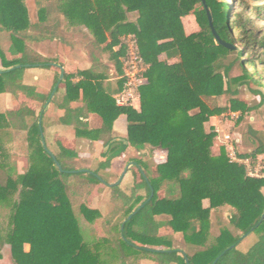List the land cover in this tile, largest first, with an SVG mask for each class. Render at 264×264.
<instances>
[{
  "label": "trees",
  "instance_id": "obj_1",
  "mask_svg": "<svg viewBox=\"0 0 264 264\" xmlns=\"http://www.w3.org/2000/svg\"><path fill=\"white\" fill-rule=\"evenodd\" d=\"M254 1L248 15L236 11L248 8L245 0H0V31L10 33L9 54L17 57L7 60L0 49V95L26 100L16 110L0 113V248L10 247L12 264H264V179L248 177L243 166L229 162L222 147L215 155L216 133L205 129L213 117L225 115L227 120L228 113L239 112L241 119L264 103V31L255 25L264 14V0ZM27 2L33 4L35 23ZM89 5L92 13L81 12ZM208 14L215 34L230 48L216 41ZM189 15L198 30L186 34L182 19ZM66 26H82L91 34L94 41L84 48L90 68L64 71L56 87L57 74L47 95L37 93L23 84V72L49 69L57 62L35 53L31 41L50 36L66 43L56 30ZM128 37L136 40L146 66L138 109L118 107L113 99L124 84ZM95 43H104V49ZM102 54L109 56L118 78L115 87L106 84L111 68ZM235 67L241 74L232 77ZM61 86L64 93L54 100L63 111L60 122L71 126L77 139L108 147L92 172L65 168L78 158L75 150L60 142L56 152L42 145L43 109ZM244 86L259 97L257 107L237 99ZM221 98L228 105L221 106ZM27 101L38 103L39 112ZM91 115L100 119L98 129L89 128ZM121 115L126 117L127 144L112 143L113 124ZM16 135L19 146L26 147L28 165L22 173L19 155L8 151ZM247 138L252 151L241 156L258 160L256 155L264 152L259 130L249 126ZM129 147L147 152L131 159L138 178L130 191L107 187L101 210L90 208L87 200L101 195V184H107L97 171L108 169ZM160 149L166 159L158 163L154 155ZM73 175L86 180L70 183ZM224 207L230 208L229 226L211 238V211ZM165 228L197 250L183 254L174 249L171 237L160 233ZM248 233L256 241L241 252L239 241Z\"/></svg>",
  "mask_w": 264,
  "mask_h": 264
},
{
  "label": "rangeland",
  "instance_id": "obj_2",
  "mask_svg": "<svg viewBox=\"0 0 264 264\" xmlns=\"http://www.w3.org/2000/svg\"><path fill=\"white\" fill-rule=\"evenodd\" d=\"M221 1V0H219ZM224 1H228V0H224ZM246 1V5H248V8H246L245 6H242L241 8H239L236 11H243L245 14L251 15L249 14V10L254 7L255 5H257L255 3L254 0H245ZM29 6L30 11L33 8V4L32 2H28L27 3ZM263 3H260L259 5H262ZM230 5L233 7V9H236L238 4H232L230 3ZM245 9V10H244ZM32 12V11H31ZM31 14V13H30ZM182 23L184 26V30L186 32V34H190L193 32H196L198 30V26L196 24L195 18L192 15H189L187 17H184L182 19ZM255 25L259 28V29H263L264 31V14L262 16V19L260 21H257V19L255 20ZM48 71L44 70V68H32L30 70H26L24 72V76H23V80L25 84H29V85H34L37 90H39L40 92H45L42 87H43V82H48V79L46 77ZM241 74V70L238 67H235L234 70H232L231 72V76L232 77H236L239 76ZM37 77L36 81H34V77ZM239 95L237 97L238 100L243 101L246 105H248V107L253 108V107H257V105H259V97H254L247 89V87H242L239 88ZM52 95V93H51ZM50 95V97H51ZM17 100H15L10 106L11 108L8 110H14L18 108L17 105ZM32 105H30L33 109H35V111L38 113L39 110L41 109V106L39 104L36 103H31ZM219 104L221 106H224L225 104H227L226 98H221L219 99ZM49 104L47 103L46 106L43 109V114H44V118H43V127L45 129V137H46V141H45V145L46 147L51 151L54 150V133L50 130L47 129V124H49L52 128L58 126L59 127V122H58V118H57V112H55L54 109L50 110V107H48ZM48 108V109H47ZM5 107H2V110H4ZM47 113V114H46ZM46 114V115H45ZM48 114H50V118L46 119ZM228 124L225 126L224 130L219 129V132L221 134H219V137L217 136L218 139H215V143H216V147L221 148V144H222V137L224 134H229L231 136L232 139H238V145H237V149L238 152L240 154H245L246 152H251L252 151V147L249 146L250 141H248V138L246 139V133H247V129L249 126H252L255 129L259 130V136L260 138L264 141V103L259 107L256 108V111H253L251 114H246V115H242L241 119H238L239 117V112H235V114H231L228 113ZM231 115H233V118L231 117ZM123 122L122 118H119L118 122ZM240 127L241 132L240 131ZM213 128V127H211ZM207 131H209L208 128H205ZM214 129V128H213ZM70 131V130H69ZM68 131V132H69ZM44 137V136H43ZM15 140L14 141V148H11L8 146V151H12L14 150L15 153H17L19 156V160L17 162V169L19 173H22L24 171V169L27 167V161L26 158H24V155H26V147L24 146V148H21L19 146V142L21 141V138L16 135L15 136ZM214 143V145H215ZM89 145V144H87ZM86 144L83 147H78L79 149V158L75 159V160H70L68 162H66L65 164V168L67 169H71V171L69 172H78V171H83V172H92L94 170L97 169V166L99 165L100 160L102 161V158L100 157L102 147L101 146H95V145H89L87 146ZM77 148V147H76ZM217 149V148H216ZM78 151V150H77ZM217 150H214V154H216ZM147 152H142L141 154H146ZM164 155H166L165 151L163 150H157V152L155 153V160L156 161H161L164 160ZM122 160L117 162H114V170H111L110 172H106V171H97L98 175L103 179V181L107 182V184L111 185L116 183L119 178L121 177V175H123V173L125 172L129 162L131 161V158H137L136 152L134 150H131V148H128L124 154V156H121ZM260 163L262 165H264V156L263 159L260 160ZM136 178H138L137 176V172L134 169V166H130L127 169V173L123 178V181L121 182V189L125 192H128L131 188V185L133 183V180H136ZM101 179V180H102ZM86 179L82 176H77V175H73L69 178V182L70 183H79V182H83ZM104 192L102 193L101 197H98V199H94L96 197V193L93 194V196H91L88 200H87V205L89 207H103L104 203L106 202V199L108 197V192L106 191L107 186L105 184H101L100 186ZM161 194H159L160 196ZM103 205V206H102ZM205 207H207V204H204ZM230 215V211H219L217 213H214V219H215V224L213 225V229H212V237L217 236L219 234L220 231V227H223V225L225 226H229L228 225V217ZM171 230L170 229H165L162 231V234H170ZM210 238V240H211ZM173 240L175 241V247L178 249H181L183 251L187 250V247H185V249L183 248L182 245L183 242L180 239V237H176L173 236ZM212 241V240H211ZM256 241V236L255 234H250L248 235L244 241L239 245V250L241 252H246L251 245ZM0 250L2 251L1 254H4V260L5 262L2 264H12L10 261V248L8 245H4L3 247L0 248ZM192 254V253H190ZM6 257V258H5Z\"/></svg>",
  "mask_w": 264,
  "mask_h": 264
},
{
  "label": "crops",
  "instance_id": "obj_3",
  "mask_svg": "<svg viewBox=\"0 0 264 264\" xmlns=\"http://www.w3.org/2000/svg\"><path fill=\"white\" fill-rule=\"evenodd\" d=\"M28 11H29L30 22L31 23H35L37 21V17H36V13H35L34 8H32V10H31L32 12H31L30 9H29V6H28ZM81 12H83V13H92L93 12V7H91L90 5H89V7L88 6L87 7H81ZM56 30H57L58 34L64 35V37L67 39L66 43L65 42L63 43V42H61L59 40H56L55 38L50 37V36H48L47 38L45 37L43 39L39 38L37 36V38H34L31 41V45H30L31 49L35 53L40 55L41 57H43L45 59H48V60H53V61L57 62V63H52L51 64L52 68L44 69V70L48 71V73H47L48 75H46V77L48 79V82L44 81L43 82L44 84H43V87H42V89L45 92H40L39 90H37V88L34 85L25 84L24 80L22 78L24 85L34 87L37 93H40V94H43V95H47L50 92V90L52 89L53 83H54V81H55V79L57 77V74H59V77H60L61 70L58 67H61L62 71L63 72L65 71L66 73H75L77 71H84V70H88L90 68V62H89L88 57H87V55H86V53L84 51L85 44L88 43L89 41H94L93 38L91 37V34L89 33V31L87 29H85L84 27H82V26H75V27L66 26L65 29H56ZM10 46H11L10 33L6 32V31H0V49L4 53V55H5L7 60H12L13 58H17V57H13V56H11L9 54ZM96 47L98 48V50L102 51L104 49V47H105V44L104 43H98V44H96ZM102 57H103L104 62L107 63L108 66H110V68H111V78L108 80V82L106 81V84L109 83L112 87H115V83H116L118 78L116 79L115 76H114L115 72H114L113 66L109 62V56L107 54H102ZM26 70H30V69H26ZM24 72H23V76H24ZM33 79H34V81H36L37 77L35 76ZM63 93H64V88H63V86H61L60 90L58 91V93L57 94L55 93L53 95L52 99L50 100V102L48 103L49 104L48 107H50V110L54 109L55 112H57V118H58V122H59V127L56 126V127L52 128L49 124L46 125L47 129H50L55 134L54 135L55 138H54V141H53V144H54L55 148H54L53 151L52 150L51 151L52 152H56L57 151L56 150V144H57V142H60L65 147L75 150V152L78 154V158H79V154H80L79 153V149L80 148H78V147H83L85 144L86 145L89 144V145L101 146L102 150H103V151H101V153H106L107 150H108V147L103 148L102 142H92V141L85 140V139H77L75 137V133H74V130L72 129V127L64 125V124H62L60 122L59 119H60V117H62L63 111L60 110L55 105V101L54 100H57L60 97H62ZM23 100L26 101L25 98L21 96L17 100V102H18L17 105L19 106L20 103ZM14 101L15 100L9 94L0 95V110L2 109V107H5V109L0 111V113L11 111V110H8V109L11 108L10 106H12L11 104ZM53 101H54V103H53ZM27 102L29 103V105H32L31 103H35V102H32V101H27ZM36 104H38V103H36ZM75 105L78 106V104H75ZM138 106H139L138 101H134L132 103V107L133 108L138 109ZM14 110H16V109H14ZM224 116L225 115H222L220 117L211 118L209 120V122L205 125V128L209 129V128L213 127L215 129L224 130L225 126L229 123L227 120L224 119ZM48 118H50V114H48L46 119H48ZM119 118H122L124 123L122 121L118 122ZM119 118L113 124L112 136H113L114 139H113L112 143H114V141H116V140L124 141V139L126 137V125H127L126 117L124 115H121ZM87 122H88V126H89L90 129H98L101 126L100 119L97 116H95V115L89 116V118L87 119ZM43 136H44L45 141H46L45 129H44ZM89 145H87V146H89ZM129 148H131V150H134L132 147H129ZM214 150H217L215 155H217L219 153V151H220V148L216 147V143H215V145H214V147L212 149L213 153H214ZM144 152H146V151H144ZM141 153H137L136 152L137 157L143 155ZM124 154L122 156H124ZM263 156H264V152L263 151H262V153H258L256 155L258 160L263 159ZM100 157H101V154H100ZM165 159H166V155H164V160H161V161H156L155 160V161L158 162V163H161V162H164ZM117 160L118 161L122 160V157L113 159L112 162H111L110 167L108 169H106L105 171L106 172H110L111 170H114L113 169L114 162L115 161L117 162ZM101 162L102 161L100 160L99 164ZM129 164H131V166H134V163L132 161H130ZM124 173H125L124 174V176H125L126 173H127V170H125ZM124 176H123V178H124ZM123 178H122V180L120 181V183L118 185L119 187H121V182L123 181ZM133 183H134V180H133ZM133 183H132V185H133ZM105 185L107 187H109L108 186L109 184H105ZM111 185H113V184H111ZM132 185H131V187H132ZM115 187H117V186H115ZM128 192H126V193H128ZM262 193L264 195V188L262 189ZM101 195L98 196V194H97L94 199L97 200L98 197H101ZM204 204H207V206H208L207 201H204L203 205ZM204 207H205V205H204ZM90 208H92V207H90ZM93 208L101 210L102 207L101 208L93 207ZM219 211H221V212L222 211H230V208L229 207H224V208L219 209L218 211H215V210L211 211V216H212V219H213L212 227H211V237H212L213 225L215 224L214 223L215 219H214L213 215H214V213H217ZM223 226H225V225H223ZM165 229H167V228H165ZM165 229H163V230H165ZM163 230L160 231L161 234H162ZM162 235H169L171 237V240H172V243H173L172 244L173 248L179 250L183 254H186V253L187 254H190V253L193 254L197 250L196 248H193V247H190V246L186 245L184 243V241H183V238H182L181 234H174L171 231L170 234H162ZM173 236L180 237V239L182 240V242L184 244V245H182L183 248L185 249V247H187L186 251H183L181 249H178V247L177 248L175 247V241L173 240ZM243 241H244V239L240 242V244ZM28 249H29V246H25L24 247L25 251H28ZM1 255H2V260H0V264L4 263L5 260H6V259L4 260V254H1ZM9 259L11 260V255H10ZM10 262L12 263V261H10ZM140 264H153V263L150 262V261H142Z\"/></svg>",
  "mask_w": 264,
  "mask_h": 264
},
{
  "label": "built area",
  "instance_id": "obj_4",
  "mask_svg": "<svg viewBox=\"0 0 264 264\" xmlns=\"http://www.w3.org/2000/svg\"><path fill=\"white\" fill-rule=\"evenodd\" d=\"M125 47L126 54L122 67L124 84L122 91L113 97L118 107L132 106L134 101H138V88L145 83L143 74L146 71V66L138 53L136 40L133 37H128L125 40ZM233 115L231 116L233 117ZM214 132L216 133V139H218L219 129L214 128ZM221 139V147L225 150L230 163L243 166L246 175L250 178L264 179V165L260 163V160L242 157L237 149L238 139H232L229 134H224Z\"/></svg>",
  "mask_w": 264,
  "mask_h": 264
},
{
  "label": "water",
  "instance_id": "obj_5",
  "mask_svg": "<svg viewBox=\"0 0 264 264\" xmlns=\"http://www.w3.org/2000/svg\"><path fill=\"white\" fill-rule=\"evenodd\" d=\"M208 21H209V26H210V28H211V31H212L213 35L215 36V38H216V41H217L218 43H220L221 45H223V46H225V47H227V48H230L227 44H224L223 42H221L220 39H219V37L215 34V31H214V29H213V27H212L211 18H210V16H209V14H208ZM16 68H20V66H17ZM58 68L61 70V73H60V77H59V80H58V83H57L56 87L60 84V82L62 81V79H63V77H64V73H63V71H62V68H61V67H58ZM56 87L54 88V90H53V92H52V95H51V97H50L48 103L50 102V100L52 99L53 95L55 94ZM38 125H39L40 130H41V118H39ZM41 139H42V145H43L44 149L47 150L46 145H45V141H44V137H43V133H42V132H41ZM114 142H124V144H127L125 141H121V140H116V141H114ZM49 153H50V152H49ZM54 163H55L56 167L58 168V170H59V171H62L60 164H59L57 161H55V160H54ZM130 166H131V164H129V165L127 166L126 170H127ZM80 172H82V171H80ZM124 174H125V173H123V175L120 177V179H119V181H118L117 183H115V184H113V185H108V186H109V187H113V186L115 187V186H118L119 183H120V181L122 180ZM152 196H153V194H152V192H151L150 198H152ZM130 219H131V216L128 217L127 220H130ZM263 220H264V214L262 215L260 222H262ZM248 235H249V233L246 234L245 236L241 237V239H240L239 242H241L243 239H245ZM186 263H188L187 260H186Z\"/></svg>",
  "mask_w": 264,
  "mask_h": 264
}]
</instances>
